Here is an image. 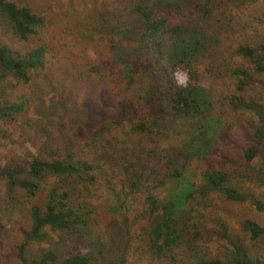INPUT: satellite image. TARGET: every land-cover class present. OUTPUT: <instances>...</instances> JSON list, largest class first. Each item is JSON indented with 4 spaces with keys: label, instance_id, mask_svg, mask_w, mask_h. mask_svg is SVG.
Segmentation results:
<instances>
[{
    "label": "rangeland",
    "instance_id": "1",
    "mask_svg": "<svg viewBox=\"0 0 264 264\" xmlns=\"http://www.w3.org/2000/svg\"><path fill=\"white\" fill-rule=\"evenodd\" d=\"M138 1L26 0L23 3H29L46 17L45 26L26 42L6 29L0 15V41L21 54L39 45L46 48V68L35 73L28 84L19 83L11 74L0 76V102L7 98L26 100L23 113L0 120V163L6 167L35 157L52 159L53 149L68 151L74 141L78 157L94 166L95 179L91 183H75L70 187L71 199L83 215V223L68 231L48 229L50 240L31 245L27 254L39 256L43 249L51 248L63 258L78 249H91L92 264H116L123 256V264H199L202 259L226 258V244L220 239L222 219L234 240H241L252 251L264 255V239L251 240L241 227V222L249 218L264 224V213L250 202H233L216 196L211 206L203 204L200 208L203 215L190 213L175 260L153 258L139 230L150 220L144 216L146 193L130 186L133 172L138 168L133 167L131 172L126 170L130 163L143 166L150 153L131 145H114L103 138L98 140L100 145L97 146L90 139L107 119L117 118L122 108L137 106L147 83L142 74H148L150 67L157 66V60L146 55L135 81L130 84L115 60L117 50L124 52L131 42L111 36L109 26L129 22L133 16L130 11ZM154 1L150 3L155 5L157 0ZM214 1L216 7L208 15L202 13L200 6L205 0H181L182 6L168 11L174 17L187 19L188 29L198 33L196 40L205 42L196 64L200 67L202 85L212 92L210 115L215 118L217 132L236 134L240 141L239 146L219 145L215 161L225 156L233 161L242 159L245 135L250 132L243 123L252 118L250 113L234 109L226 100L236 89L231 70L237 66L247 67L246 59L236 53L237 47L254 37H264V0ZM156 77L159 79L158 73ZM256 77L264 85V74ZM245 93L264 102V87L260 85ZM148 103L155 109L157 104L153 97ZM164 120L168 118L162 117L161 121ZM179 124L174 129L188 134L193 121ZM156 162L153 159L149 164ZM246 166L232 163L227 168L243 185L242 190L261 193L260 198L264 200V175L260 181L249 180V176H245ZM248 174L251 175L250 169ZM146 178L147 173L142 182L150 184L152 177ZM66 182L65 177L48 176L36 198L29 199L23 190L11 188L8 181L0 177V264H22L17 246L23 241V231L30 228L32 203L45 205L49 188L57 184L66 190ZM123 186L129 194L123 192L120 196L122 200L128 199L124 202L131 218L130 246L125 254L127 224L117 208L115 194H111L116 193L115 187L121 190ZM170 187L158 190L162 201L168 198Z\"/></svg>",
    "mask_w": 264,
    "mask_h": 264
},
{
    "label": "trees",
    "instance_id": "2",
    "mask_svg": "<svg viewBox=\"0 0 264 264\" xmlns=\"http://www.w3.org/2000/svg\"><path fill=\"white\" fill-rule=\"evenodd\" d=\"M24 1L0 0V15L4 18L6 29L20 41L26 42L45 26L46 17ZM150 1L154 0H139L130 11L133 13L132 19L110 25L109 34L131 42L124 52L120 49L115 55L128 83L135 81L141 60L146 55L152 60L156 59L157 66L150 67V74H142L146 76L147 83L142 88L143 97L138 100L137 106L133 104L130 109L122 108L117 118L107 119L90 139L97 146L100 145L98 140L103 138L114 145H131L147 149L150 153L143 166L138 167L133 163L126 166L129 172L133 167L138 168L133 172L130 186L134 190L141 188L146 193L144 216L150 220L139 230L153 258L175 260L176 249L184 237L183 228L190 213L203 215L200 208L203 204L211 206L214 197L220 196L233 202H250L264 213L261 193L242 190L243 185L234 178V172L227 168L232 163L247 165L245 176L254 182L260 181L264 175V102L245 93V90L255 85L264 87L256 77L257 74H264V37H254L240 44L236 53L246 59L247 67L237 66L231 70L236 89L226 100L231 102L234 109L250 113L252 118L243 123L250 132L245 135L246 146L242 159L231 161L223 155L225 157L221 161H215L219 145L239 146L240 141L236 134L217 132L215 118L210 115L212 92L202 85L200 67L196 64V57L205 42L196 40L198 33L188 29L187 19L174 17L168 11L169 8L182 6L181 0H157L155 5ZM215 4L214 0H205L200 5L203 7L202 13L210 14ZM45 68V46L39 45L21 54L0 41V76L11 74L19 83L28 84L35 73ZM177 73L186 75L184 83H180ZM151 97L156 101L155 109L148 103ZM25 107V99L12 101L7 98L0 102V120L14 118L23 113ZM164 116L168 120L161 121ZM187 121H193L188 134L184 130L174 129V126ZM71 144L73 147L68 151L53 149L52 159L35 157L23 164L6 167L0 163V177L5 178L11 188L23 190L29 199L36 198L43 187V180L48 176L65 177L67 181L66 190L57 184L49 188L45 205L32 203L30 228L23 231V241L17 246V256L22 264L93 263L91 249H78L63 258L51 248L43 249L39 256L27 254L31 245L50 240L48 229L68 231L83 223V215L71 199L70 187L75 183H91L95 179L92 173L94 166L80 159L74 141ZM153 159L157 162L150 165L149 161ZM249 169L252 176L248 174ZM145 173V180L152 177L150 184L142 182ZM166 187H170L169 196L162 201L158 190ZM126 190L125 186L121 190L115 187L116 193L112 191L111 194L116 196L115 203L127 224L125 234L128 237L131 221L125 203L128 199L122 200L120 196L123 192L128 195ZM219 223L220 239L226 244V258L202 259L199 264H264L263 254L252 251L241 240H234L226 222L221 219ZM241 227L251 240L264 239V224L249 218L241 222ZM129 239H126L124 254L130 246ZM124 261L123 256L116 264H123Z\"/></svg>",
    "mask_w": 264,
    "mask_h": 264
},
{
    "label": "clouds",
    "instance_id": "3",
    "mask_svg": "<svg viewBox=\"0 0 264 264\" xmlns=\"http://www.w3.org/2000/svg\"><path fill=\"white\" fill-rule=\"evenodd\" d=\"M177 77H178V80L180 81V83H184L186 80V75L183 73H177Z\"/></svg>",
    "mask_w": 264,
    "mask_h": 264
}]
</instances>
